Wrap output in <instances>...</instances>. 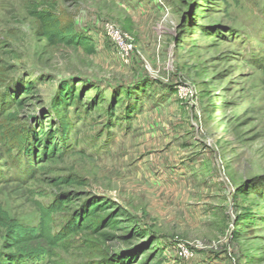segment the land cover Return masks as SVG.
Masks as SVG:
<instances>
[{"label": "rangeland", "instance_id": "374dc122", "mask_svg": "<svg viewBox=\"0 0 264 264\" xmlns=\"http://www.w3.org/2000/svg\"><path fill=\"white\" fill-rule=\"evenodd\" d=\"M55 28L87 48L50 46ZM67 83L80 96L58 111ZM10 87L0 264H264V0H0V95ZM58 129L61 157L6 180L28 132ZM75 193L52 234L90 202L105 209L93 229L8 252L9 236H38L40 205Z\"/></svg>", "mask_w": 264, "mask_h": 264}, {"label": "trees", "instance_id": "16d2710c", "mask_svg": "<svg viewBox=\"0 0 264 264\" xmlns=\"http://www.w3.org/2000/svg\"><path fill=\"white\" fill-rule=\"evenodd\" d=\"M36 16H38L37 13ZM52 30V33L49 30L44 32V36L47 38L50 46L64 44L68 46L83 47L86 49L89 44V41L85 37H74L71 34V30H67L66 33L58 31L57 28ZM32 85V83L26 85L24 92L21 93L22 95L17 101H15L14 98L15 90L12 89V91L11 87L8 89V91L4 93L2 92L0 95V109L3 106V102L6 103L9 97L13 104L15 101L16 105H21V103H23L22 100L30 94L31 88L33 87ZM71 91L72 90L70 89L69 84H64V87L60 93L61 96L59 97V101L55 103L58 111L61 110L63 105L69 107L76 106V99L79 98L80 95L77 94L76 90L71 95ZM53 105L54 103L51 106ZM54 115L55 113H53L52 117H55ZM68 137L69 134L67 131L62 129H58L56 132H45V130H40L36 139L35 135L28 132L20 147L15 148L16 155L22 158L19 163V167L13 169L11 166L10 178L6 180H17L24 182L32 178V176H34L35 170L39 168V163L44 162V160L51 161L58 159L62 156L63 150L65 149V144L69 141ZM35 140L36 143H34ZM28 141H30V144ZM33 145H35V150H32L34 147ZM64 183V179L55 180L56 187H59ZM71 185L72 183H68V186ZM79 199V194L75 193L69 198H62L58 201H54L49 207L40 205L41 215L39 220L38 236L34 237L32 234H27L25 237H21L18 233L9 236L6 240L8 252L10 253L11 250H15L24 244H28L36 240H42L48 247L56 248L72 235L81 234L85 230L93 229L95 225V219L99 218L100 214L105 209L101 208V204L90 202L85 210L76 212L72 222H69V224L66 225V228L60 232V234H52V224L54 222L55 214L63 211H73L72 206ZM12 264H15V262ZM23 264L28 263L23 262Z\"/></svg>", "mask_w": 264, "mask_h": 264}, {"label": "built area", "instance_id": "2783aa9c", "mask_svg": "<svg viewBox=\"0 0 264 264\" xmlns=\"http://www.w3.org/2000/svg\"><path fill=\"white\" fill-rule=\"evenodd\" d=\"M105 31H106V34L113 41H115L119 46H122V49L127 51V49L125 48L126 45L124 44L125 37L123 35V32H121L117 27L111 26V25H107L105 27Z\"/></svg>", "mask_w": 264, "mask_h": 264}]
</instances>
